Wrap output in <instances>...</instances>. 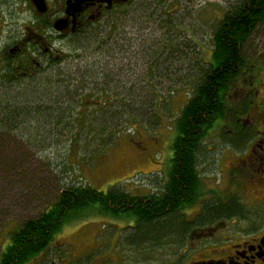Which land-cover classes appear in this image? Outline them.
Wrapping results in <instances>:
<instances>
[{
  "label": "rangeland",
  "instance_id": "374dc122",
  "mask_svg": "<svg viewBox=\"0 0 264 264\" xmlns=\"http://www.w3.org/2000/svg\"><path fill=\"white\" fill-rule=\"evenodd\" d=\"M132 1L125 17L112 16L117 21L109 32L101 31L98 25L93 27L105 37L66 40L63 49L67 59L59 66L63 68L60 79L72 78L74 68L90 70L98 48L117 56L125 53L120 67L126 81L117 89L126 88L125 93L131 94L127 107L138 105L140 114L134 116L121 105L117 108L128 109L121 117H91L89 123L77 125L65 121L57 128L41 119L20 120L7 133L0 131V251L11 232L42 213L67 184L90 185L101 192L117 185L142 197L150 194L153 182L164 181L174 118L191 95L198 65L210 59L211 35L219 19L237 0ZM243 51L251 61L260 60L264 68V23L244 43ZM47 90L52 93L50 86ZM216 135L218 130L212 131L207 143L200 146L198 172L210 169L209 174L216 173L209 165L210 160H219L221 142L211 140ZM110 226L125 227L120 221L100 217L71 222L36 258L84 255L86 262L96 237V257L109 256L112 242L120 253V239L108 237ZM98 237L104 240L105 248ZM154 255L152 252L150 256Z\"/></svg>",
  "mask_w": 264,
  "mask_h": 264
},
{
  "label": "flooded vegetation",
  "instance_id": "af4514ba",
  "mask_svg": "<svg viewBox=\"0 0 264 264\" xmlns=\"http://www.w3.org/2000/svg\"><path fill=\"white\" fill-rule=\"evenodd\" d=\"M132 2L0 0V102L12 94L30 93L32 88L39 95L46 92L49 70L57 76L63 69L59 65L67 59L63 49L67 46L66 40L105 37L93 27L98 25L101 31L109 32L117 21L112 16L125 17ZM98 49L88 66L90 70L74 68L76 84L98 87L95 96L101 93V86L107 87L111 94L120 92L117 87L126 81L120 67L125 53L117 56L106 48ZM257 66L259 69L234 80L226 96L230 110L212 125L202 140L201 146L210 139L212 131L218 130V135L211 140L221 142L219 160L209 162L211 171L216 173L209 174L210 169L201 173L196 169L197 180L192 190H187L179 199L177 217L168 224L172 229L160 235L158 231L150 233L153 227L146 225L145 228L142 222L124 220L120 221L124 228L110 226L107 230L110 239H120L123 248L120 253L115 251L112 242L114 248L108 251L109 256L96 257L99 248L95 245L96 237L86 262L84 255H74L71 259L35 258L27 264H39V261H49V264H264V68L259 63ZM110 101L101 93L98 98H87L84 102L96 105V115L107 113L101 103ZM167 181L165 176L162 183L151 184L150 194L141 197L148 206H141L138 211L155 213L162 208L152 205L158 199H165ZM187 183L190 186V181ZM169 197L175 203V198ZM168 206L166 212L172 204ZM105 234L106 231L101 235ZM100 240L105 248L104 240ZM152 252H155L153 257Z\"/></svg>",
  "mask_w": 264,
  "mask_h": 264
},
{
  "label": "trees",
  "instance_id": "16d2710c",
  "mask_svg": "<svg viewBox=\"0 0 264 264\" xmlns=\"http://www.w3.org/2000/svg\"><path fill=\"white\" fill-rule=\"evenodd\" d=\"M262 23L264 0H237L229 5L219 19L211 35L210 59L204 62V65H198L191 95L181 105L173 121L174 137L169 146L170 156L165 173L168 180L165 188L167 195L165 199H158L159 202L152 205H160L162 208L159 211L156 210L155 213L138 211L141 206L145 208L148 206L144 199L129 194L117 185H112L106 192H101L90 185L67 184L59 189L54 202L42 213L34 219L25 220L11 232L8 241L1 246L0 264L29 263L49 247L54 236L65 225L87 218L142 222L145 228L146 225L153 227L150 233L158 231L160 235L172 229L168 224L174 222L173 217H177L179 199L183 198L187 190H192L197 180L196 165L202 140L212 125L230 110L226 96L234 80L240 75H247L259 69L257 66L259 61L251 62L245 55L243 47ZM60 71L57 76H54L52 70L48 72L47 89L50 86L52 93L46 90L39 95L36 89L32 88L30 93L25 95L16 93L2 99L0 131L7 133L16 127L20 120L37 122L41 119L45 124L57 128L65 121L77 125L89 123L91 117L95 119L121 117L128 114V109L134 116L136 113L140 114L138 105L127 107L131 94L125 93V87L119 90L120 92L111 94L107 87L101 86L99 91L112 101L104 105L101 103L107 110V113H104L106 115L100 113L95 115L96 105L86 104L84 101L87 98H98L101 95L98 93L95 96V89L98 87L77 85L74 69L72 78L67 76L60 79ZM137 96L139 95H135V98ZM132 102L134 103V100ZM136 103L138 104L137 99ZM121 105L124 107L126 105L128 109L122 107L115 109ZM79 107L82 111H79ZM99 108L98 110H101ZM170 195L171 198H175V203L171 201ZM168 204L172 206L169 212H166Z\"/></svg>",
  "mask_w": 264,
  "mask_h": 264
}]
</instances>
